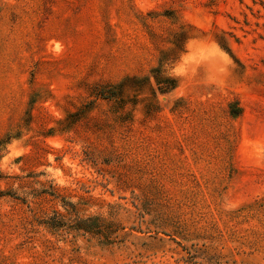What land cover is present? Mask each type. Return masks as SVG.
Returning <instances> with one entry per match:
<instances>
[{
  "label": "rangeland",
  "instance_id": "rangeland-1",
  "mask_svg": "<svg viewBox=\"0 0 264 264\" xmlns=\"http://www.w3.org/2000/svg\"><path fill=\"white\" fill-rule=\"evenodd\" d=\"M0 264H264V0H0Z\"/></svg>",
  "mask_w": 264,
  "mask_h": 264
},
{
  "label": "trees",
  "instance_id": "trees-1",
  "mask_svg": "<svg viewBox=\"0 0 264 264\" xmlns=\"http://www.w3.org/2000/svg\"><path fill=\"white\" fill-rule=\"evenodd\" d=\"M152 72L154 81H151L149 77H146L145 79L147 82L145 86L150 87L154 94L157 91L160 93H168L177 86V79L174 76L162 73L159 67L153 68ZM134 79H136V77H127L118 84H109L99 87L96 93L101 97L113 99L117 104L123 105L126 102L127 92L131 90V86L128 85L127 81H133ZM94 221V218H79L76 221V227L88 232H95L99 225Z\"/></svg>",
  "mask_w": 264,
  "mask_h": 264
}]
</instances>
